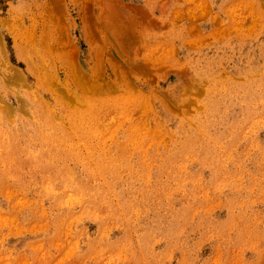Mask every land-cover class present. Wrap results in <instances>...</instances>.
Returning <instances> with one entry per match:
<instances>
[{"label": "rangeland", "instance_id": "rangeland-1", "mask_svg": "<svg viewBox=\"0 0 264 264\" xmlns=\"http://www.w3.org/2000/svg\"><path fill=\"white\" fill-rule=\"evenodd\" d=\"M0 264H264V0H0Z\"/></svg>", "mask_w": 264, "mask_h": 264}, {"label": "bare ground", "instance_id": "bare-ground-1", "mask_svg": "<svg viewBox=\"0 0 264 264\" xmlns=\"http://www.w3.org/2000/svg\"><path fill=\"white\" fill-rule=\"evenodd\" d=\"M207 8V7H206ZM139 45V44H138ZM102 53H103V51H102ZM102 56V55H101Z\"/></svg>", "mask_w": 264, "mask_h": 264}]
</instances>
